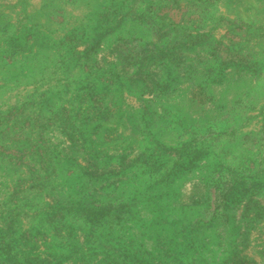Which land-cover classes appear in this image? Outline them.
<instances>
[{
    "label": "rangeland",
    "instance_id": "1",
    "mask_svg": "<svg viewBox=\"0 0 264 264\" xmlns=\"http://www.w3.org/2000/svg\"><path fill=\"white\" fill-rule=\"evenodd\" d=\"M0 264H264V0H0Z\"/></svg>",
    "mask_w": 264,
    "mask_h": 264
}]
</instances>
